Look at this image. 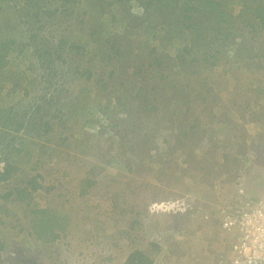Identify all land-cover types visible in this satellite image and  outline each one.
<instances>
[{
  "label": "rangeland",
  "instance_id": "obj_1",
  "mask_svg": "<svg viewBox=\"0 0 264 264\" xmlns=\"http://www.w3.org/2000/svg\"><path fill=\"white\" fill-rule=\"evenodd\" d=\"M109 1L0 0V51L6 54L0 122L10 117L12 131L0 126V171L9 155L20 167L16 177L0 181V264H123L136 247L153 255L154 264H214L219 250L229 248L216 210L238 201L239 181L245 188L255 174L264 175L263 54L254 58L261 68L248 67L251 59L235 61L237 46H228L216 65L200 60L191 72H177L167 57L176 59L194 35L186 24L199 21V11L183 12L181 1H167L162 15L154 5L147 18L132 1L125 24L127 12ZM226 4L233 16L242 5ZM183 13L191 15L182 16L185 26L178 24ZM209 13L207 22L214 18ZM170 21L173 37L166 35ZM238 26L232 29L246 45L264 46V27ZM34 34L53 37L49 68L36 54ZM114 42L119 55L108 59L103 55ZM205 51L200 46L192 55ZM138 52L168 60L170 76L163 79L165 67L153 66V77L140 79L131 64ZM172 78L186 91L174 94ZM25 113L32 121L48 120L53 130L41 136L25 125L18 130ZM11 136L18 154L4 149ZM35 174L42 186L31 191L25 181ZM87 177L96 183L82 194ZM13 187L32 198L15 200L12 193L4 199ZM42 208L68 215L56 240L39 241L33 232L39 216L33 211ZM152 241L161 248L157 254Z\"/></svg>",
  "mask_w": 264,
  "mask_h": 264
},
{
  "label": "trees",
  "instance_id": "obj_2",
  "mask_svg": "<svg viewBox=\"0 0 264 264\" xmlns=\"http://www.w3.org/2000/svg\"><path fill=\"white\" fill-rule=\"evenodd\" d=\"M66 1H76V0H66ZM118 2L117 4L119 6V10H125L127 12V15L125 16V24H128L130 22L131 18V13L129 8L126 7L128 2L132 1H137L141 6L143 7L144 15H146L147 18H150L152 16V13H149L151 10V6L154 7V5L157 7V10L161 14L160 10L161 8H164L166 6H163L162 4L167 1H172L178 3L179 1L182 2V7L181 11L183 12H189L191 10H196L199 11L200 13V18L199 21L197 19H194L193 23H185V21L182 19V16L185 17L186 13H183L181 15V19L178 18L179 25L185 26L182 24H186L187 28H189L194 35L188 40V43L186 46L182 47V51L178 52V56L176 59H172L171 57H167V59H170L171 67L170 68H176L177 72L186 70V72H191L190 71V66L192 64H195L197 61L200 62V60H203L207 64L211 65H216L218 60H219V55L224 54L228 46H237L236 49V54L234 55L235 57L234 60L237 61L240 59H251L248 62V67L252 66L254 64L255 66H258V68H261L262 65L255 64V59L261 56L263 54L264 57V52L262 50L264 49V46L258 45L257 44H252V45H246L245 41L241 39L242 34L240 36L239 31L235 32L234 29L237 27V25L240 24L241 30H244V27L246 26H257L260 25L264 27V0H240L241 1V8L239 10V13L236 16H233V14L230 12L229 6H227L226 3H230L232 0H111L109 1V5L113 4L112 2ZM252 2V3H251ZM201 4H204L203 6L207 7V13H204ZM101 11H106L109 9H106L105 6H100ZM175 5L172 9L174 10ZM201 8V9H200ZM25 9V8H24ZM210 10L214 12V18L212 19L213 21L207 22L206 19L210 18L212 13H209ZM162 15V14H161ZM187 17H191V15L187 14ZM138 21V20H136ZM215 21L217 23L213 24ZM139 22V21H138ZM226 22L229 24V26L223 27L222 24ZM201 23L203 24L204 28L206 31L202 30ZM234 27V29H232ZM175 25L173 21H170L168 23V30L166 35H170L171 37L174 36L175 34ZM163 31V29H162ZM234 31V32H233ZM207 32V33H206ZM35 37L37 40V45H36V54L40 57V59H43L45 61L42 66H45V68H49L51 64V52L50 49L53 44V37L51 36L50 38H46L44 36L39 37L37 34L31 35V37ZM203 38V40L201 39ZM212 37H215V41H220L219 46L213 47L214 42H212ZM239 38V41L238 39ZM230 39L229 43H225L226 40ZM121 40V39H120ZM197 40H202L200 42H197ZM8 43L9 40H6ZM62 42V40H60ZM91 41V39H90ZM39 42V43H38ZM122 45V41H120ZM48 44V47H46ZM203 44V45H202ZM118 43H109L110 51L104 53L103 56H105L108 59H114L118 57V53L120 52V47L117 46ZM203 46L206 48L205 54L202 55V57L198 56H193L192 52L195 51L198 47ZM262 47V48H259ZM63 48V46H61ZM80 49L79 47H77ZM264 51V50H263ZM84 53L85 50L82 48L80 53ZM262 52V53H261ZM139 53V52H138ZM137 54V52H136ZM48 56V58L46 57ZM140 53L137 55V59H132V66L135 68L136 74H139V78H147L148 76L150 78L153 77L151 75L149 67L153 66H163L165 68L160 69L161 71V76L164 78H167L170 76V73L165 74V70L167 66H169V61L164 60L155 54L151 55L150 57H142L140 58ZM190 56V59H189ZM139 57V58H138ZM254 60V61H253ZM253 61V63H252ZM6 64V54L2 51H0V71L5 67ZM76 71L78 74H80L81 70L79 67H75ZM194 73L199 72L197 69L193 70ZM51 70H48L47 73H44L42 75V78H45V80H48V77L51 75ZM112 73V71L110 72ZM89 76V74H88ZM102 80L101 77L95 79L94 82ZM170 84L172 85V92L175 94H178V92L186 91V88L183 86L177 87L175 80L172 78L170 79ZM189 85V83H186V86ZM106 84H103V87H105ZM25 93H28V89L24 88ZM262 91H264L262 89ZM13 108H10L12 110ZM3 110V109H1ZM35 111L37 112H42L41 114L45 116L44 111H42V107L40 105H37L35 107ZM0 117H3L0 115ZM9 118L6 117L5 120L0 122V126L4 132H9V134L12 133V131H9ZM34 121L30 120V118L26 116V113L24 114V117L21 118V121L18 122L19 124V129L22 126H26L27 132L28 131H35L37 132V135L41 136L42 134L48 135L53 129L51 127V124L49 123L48 120L42 119L40 116H36L33 118ZM193 128L194 133L195 132V124L191 123L190 124ZM41 129H43L45 132L41 133ZM17 130V129H16ZM183 131V130H182ZM184 132V131H183ZM187 136V134H184ZM12 138V144L11 145H5L4 149L6 150V153L8 151L14 150L16 154H18L21 151V148L15 147L13 145L14 143V137L11 136ZM5 152V151H3ZM1 153V152H0ZM4 165L2 168V171H0V181H7L13 177H16L18 174L20 167L17 166L16 161H13L10 155L6 158H4ZM139 162H142V158H140ZM128 168L132 169L133 166L128 165ZM38 176L39 174L32 175L29 178H26V186L31 190V191H36L38 190L42 185L38 181ZM264 175L262 177L259 175H254V178L251 179V182H248V185H246L247 189V195L251 197H256V196H264ZM96 183L95 179L87 177L85 180H82V185L83 187L81 188L80 192L82 194H85L89 187L93 186ZM12 193H16L17 197H14L16 200L17 198L20 200H24L25 198L29 197L30 199L32 198V195L30 194L29 191L26 189H23L22 187L15 188L13 187L12 190L9 192L5 193L3 195L4 199H9L11 198ZM237 194V192H236ZM12 199V200H14ZM39 214L37 216V219L34 220L33 223V232L37 234V238L39 241L46 242V241H53L56 240L57 238L60 237V231L57 232L58 230L56 229H61L62 231H65V223L63 224V221L67 219L68 215L67 214H59V213H53L47 209H37L33 211V213ZM215 217V216H214ZM217 221V217L215 218ZM67 223V222H66ZM151 246L153 248V251L157 254L161 248L160 246L152 241ZM4 247V242L0 241V249ZM155 263V257L153 255H149L147 253L146 249H140V248H135L133 249L126 257L125 261L123 264H154Z\"/></svg>",
  "mask_w": 264,
  "mask_h": 264
},
{
  "label": "built area",
  "instance_id": "obj_3",
  "mask_svg": "<svg viewBox=\"0 0 264 264\" xmlns=\"http://www.w3.org/2000/svg\"><path fill=\"white\" fill-rule=\"evenodd\" d=\"M239 193L237 202L214 215L220 236L229 240V248L219 250L214 264H264V196H248L244 188Z\"/></svg>",
  "mask_w": 264,
  "mask_h": 264
},
{
  "label": "clouds",
  "instance_id": "obj_4",
  "mask_svg": "<svg viewBox=\"0 0 264 264\" xmlns=\"http://www.w3.org/2000/svg\"><path fill=\"white\" fill-rule=\"evenodd\" d=\"M238 179H240V177H238ZM240 184H242V185L240 186ZM237 186H238V187H237L238 189L236 190V192H237L238 197H240L241 194L239 193V189H240V188H244V187H243V183H242L241 181H239V183L237 184ZM244 189H245V192H246V194H247L246 186H245ZM222 207H225V206H222ZM219 208H221V207H219ZM219 208H218V209H219ZM218 209H217V210H218ZM217 224H218V223H217Z\"/></svg>",
  "mask_w": 264,
  "mask_h": 264
}]
</instances>
